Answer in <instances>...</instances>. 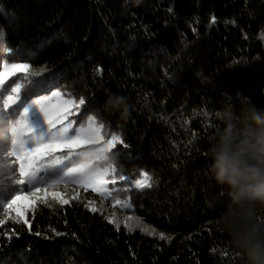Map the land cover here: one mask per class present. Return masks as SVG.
<instances>
[{
  "label": "trees",
  "instance_id": "trees-1",
  "mask_svg": "<svg viewBox=\"0 0 264 264\" xmlns=\"http://www.w3.org/2000/svg\"><path fill=\"white\" fill-rule=\"evenodd\" d=\"M0 7V41L13 49L0 57L30 64L29 72L45 68L36 78L43 87L26 85L22 99L57 87L83 96L71 119L95 115L129 145H117L113 162L137 178L153 176L151 189L117 194L131 209L81 189L65 192L67 205L22 210L31 232L5 215L0 264H238L214 226L227 198L205 174L207 148L217 110L244 100L264 109V0H0ZM152 229L157 235L147 234ZM13 230L8 245L4 233Z\"/></svg>",
  "mask_w": 264,
  "mask_h": 264
},
{
  "label": "snow or ice",
  "instance_id": "snow-or-ice-1",
  "mask_svg": "<svg viewBox=\"0 0 264 264\" xmlns=\"http://www.w3.org/2000/svg\"><path fill=\"white\" fill-rule=\"evenodd\" d=\"M212 23H215L214 16ZM260 38L264 40V32ZM47 42V39L41 41L37 48ZM0 50L6 54L13 51L2 45V41ZM31 68L30 64L10 62L0 57V135L7 141L0 143V165H3L0 168V225H3V217L7 215L14 224L27 225V231L31 232V223L21 210H28V205L18 202L30 200L33 209L37 202L51 209L50 200L60 206L67 205L69 199L52 189H67L69 185L73 186V190L76 187L85 191L91 189L99 195L101 202L114 201L113 207L120 205L124 209H131L133 205L130 198L126 196L122 201L117 198V194L151 189L153 176L147 171H140L138 175L141 178H137L113 162L117 145L123 149H128L129 145L122 134L108 131L104 122L98 121L95 115L85 111L79 124L69 119L85 105L83 96L77 98L75 94L57 87L54 91L49 90V94H37L35 98L25 96L22 99L26 85L35 89H41L44 85L43 81L36 78L42 77L45 68L29 72ZM17 72H24L25 75L17 76ZM11 77L16 79L9 83ZM71 199L83 203L93 213L99 211L104 215L91 200L85 202L78 196H72ZM11 212H15V215H11ZM105 218L119 231V222L110 216ZM127 219L131 220L132 217ZM125 228L129 232L133 231L126 222ZM52 231L56 237L66 235L55 229ZM34 234L41 235L40 232ZM147 234L155 236L157 232L152 229ZM4 235L10 245L16 233L13 230L11 234L5 232ZM158 236L169 243L172 240L164 232H159ZM221 255L227 256V253L221 252Z\"/></svg>",
  "mask_w": 264,
  "mask_h": 264
},
{
  "label": "clouds",
  "instance_id": "clouds-1",
  "mask_svg": "<svg viewBox=\"0 0 264 264\" xmlns=\"http://www.w3.org/2000/svg\"><path fill=\"white\" fill-rule=\"evenodd\" d=\"M216 119L205 174L227 200L214 226L238 264H264V109L244 100L217 110Z\"/></svg>",
  "mask_w": 264,
  "mask_h": 264
},
{
  "label": "rangeland",
  "instance_id": "rangeland-1",
  "mask_svg": "<svg viewBox=\"0 0 264 264\" xmlns=\"http://www.w3.org/2000/svg\"><path fill=\"white\" fill-rule=\"evenodd\" d=\"M15 79H16V77H11L10 80H9V83L11 82V80H15ZM47 94H49V93H47ZM65 99H67V98L65 97ZM69 119H71V116L69 117ZM81 189H83V188H79V187L75 188L76 192H77V190H81ZM52 190L61 192L63 196L67 195L65 192L71 193V192L75 191V190H73V186L72 185H69V187L67 189H64L63 187H59V188L52 189ZM88 190L91 191V189H88ZM18 203L27 204L28 208L32 205L30 200L29 201H21V202H18ZM21 210H24V209L22 208Z\"/></svg>",
  "mask_w": 264,
  "mask_h": 264
}]
</instances>
